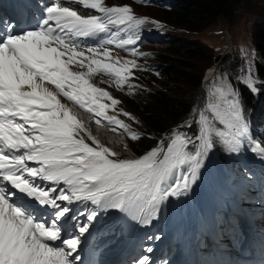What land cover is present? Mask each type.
Returning <instances> with one entry per match:
<instances>
[{
	"label": "snow or ice",
	"instance_id": "snow-or-ice-1",
	"mask_svg": "<svg viewBox=\"0 0 264 264\" xmlns=\"http://www.w3.org/2000/svg\"><path fill=\"white\" fill-rule=\"evenodd\" d=\"M66 2L99 15L49 3L37 27L20 33L0 17V264H84L81 245L101 212L116 210L141 227L151 226L170 199L190 194L217 143L230 155L246 149L264 160V139L250 134L240 93L231 85L212 93L186 125L190 130L194 123L196 132L174 131L138 158L121 159L95 138V147L86 143L81 121L61 97L138 138L118 114L107 115L119 101L90 80L104 75L117 87L128 84L139 66L115 50L136 52V30L147 20L133 16L129 6H106L103 0ZM97 37L95 46L82 43ZM241 82L252 93L260 90L251 69ZM18 195L51 209V222L15 203ZM73 203L84 208L70 215ZM69 216L65 232L61 221ZM54 241L60 243H49ZM143 250L147 254L133 264H152L153 247Z\"/></svg>",
	"mask_w": 264,
	"mask_h": 264
},
{
	"label": "rangeland",
	"instance_id": "rangeland-1",
	"mask_svg": "<svg viewBox=\"0 0 264 264\" xmlns=\"http://www.w3.org/2000/svg\"><path fill=\"white\" fill-rule=\"evenodd\" d=\"M103 2L106 4V6H134L137 13L142 15H148L151 16L152 18H156L159 22L163 20V17H161V15L164 11L162 10L165 11L171 10V6H170L171 1H168L167 4L163 3V7L159 8L160 10H156L152 8V7H157V5H154L149 2L141 3V1H137V0L136 3H134L133 0H103ZM155 16L160 17V19ZM259 20H260L259 25H263L264 0H243L242 3L237 7L234 16L231 19H226L223 17L219 18L215 23L211 24L206 29L200 32L190 33L182 30L175 31L177 29L173 28L171 26L172 25L171 23H169L168 25L169 27L171 26L170 28L172 31L171 32L172 36L175 35L176 37L180 36V38L197 39L202 43L206 44L209 48H211L213 54L219 56L218 62L210 66H206L205 63L202 62L192 63L193 66L196 67L198 73L202 74V77L204 76V74H206L207 70H209L210 68L222 69L223 62L226 60L228 54H230L231 57L230 60L236 59L235 56L240 57L242 59L240 65V70L242 71V73L240 75L247 76L249 75L248 64L252 63V58H253L252 44L250 43L251 34L254 28L255 21L258 22ZM144 41L146 44L152 45L150 47H152L153 50H156V54L166 53L167 47L164 43H166L167 39L164 43H162L161 39L159 38L152 39L146 37ZM115 51H118L119 55L124 59L127 58V60H135L137 65L140 67L142 61L140 57L137 55V52H129L126 54L125 51H121V50H115ZM152 63L153 65H155L156 60L153 59ZM139 67L135 69L138 70ZM141 67H143V64L141 65ZM74 70L80 71V69H74ZM251 72L253 74L252 75L253 79L256 80L253 71ZM96 77L97 79L90 80V83L103 87L109 93H111L112 96H115L116 98H120L122 101L121 102L119 101L120 102L119 107L124 109L123 106L125 105L126 98L120 97V95H124L123 93L125 92L126 89L129 88L128 87L129 85L138 82L133 78V79H129L128 84L124 85L123 87H117L115 82L110 81L109 77L107 76L97 75ZM140 80L145 86L148 87V89L151 92L157 90L171 96H176V94H179V96H182L183 99H188L189 97L187 96L190 93L193 92L197 93L195 89H188L187 87L174 86L168 83L167 81L161 82L160 83L161 85L158 86L149 81H145L143 78H140ZM201 91H203L202 86L199 89L197 97L201 95ZM105 102L110 103V101H105ZM125 109L127 112L130 111L127 107H125ZM107 115H113V110L109 109ZM119 116L121 117V115ZM136 125L137 124L135 123V126ZM91 144L94 145L92 142ZM126 149L125 151H123V148H114L113 152L118 153L119 157H122L123 159L124 158L134 159L140 157L130 154L129 149H127L129 151V154L125 155L124 153H126ZM240 154L250 159V156L253 153L245 149L242 150ZM210 155L208 156L205 165L201 169L200 178L196 182L195 186L192 188L191 194L189 195L191 196L193 203L196 205L197 209L199 210V214L201 215L203 222L206 225H208L211 228V230L213 226H217V229L220 232V237L217 241L214 240L210 241L209 240L210 238H208L207 236L206 238L204 236L198 237V241L202 245V255L200 259V264H228L229 261L228 255H223L225 253L227 254V252L224 249L225 248L224 246L227 245V247H229L230 250L233 251L234 248L232 247H234L235 244L230 242L229 238L227 237L228 234L224 227L227 221L225 222L223 221L224 219L222 218V211L221 209H219L220 207L219 205H221L220 200L217 197L208 195L207 192L210 187L214 189L219 188L221 190L225 188L229 191L231 184H226L222 181L223 180V177L221 175L222 172L220 169V164L217 159L214 158L211 161V164L209 165ZM240 165L243 168V170H245L246 172V176L249 179L248 182H250L252 186V190L255 189L261 190V188H258L257 185L254 184L256 180L262 181V186L264 189V172L258 170L257 166L250 165L249 162L248 163L242 162ZM235 169H236V160L232 162L231 166L230 165L227 166V170H226L227 176L231 177ZM253 170H255L256 173H252L254 172ZM202 181H203V188L201 190ZM92 207L94 206H90V208ZM102 213L103 212H101L100 215ZM118 216L122 219V221L120 220H118L117 222L115 221L116 217L118 218ZM65 220H68V217H66ZM166 220H167V203L163 206L161 210L160 218L158 220L153 221L155 223H158L156 227L153 222L149 227H141L138 223L132 221L125 214H121L116 210H110L108 212H104L101 221L96 226L95 234L91 235L89 241L91 247H96L99 251L98 264H109L110 260H112L115 257L116 253L123 250V248H124V252L129 254V256L124 254L122 263L133 264L134 259L140 257L141 255L147 254L143 250L144 245H150L154 249L152 253L148 254L151 257L152 264H161L162 260L164 259H166L169 262V264H174L180 259V256L178 252V246L176 243H172L169 240L163 243L165 239V235L163 234L161 228L162 225L166 222ZM112 221H114L113 224ZM69 223L71 226L72 223L71 220ZM135 223L138 227L135 226ZM124 225L130 228L128 229ZM157 228L160 230V232L157 231L158 230ZM138 229H140L141 233L139 232ZM134 231H137L139 234L136 235ZM152 231L154 232V235L149 234ZM158 233H160L162 239L158 241H149L147 239V237L158 235ZM142 235L143 237H141ZM201 237L205 239V243L207 245L203 244L200 241ZM129 250L132 251L129 252ZM243 252L245 253V249L243 250ZM92 258L93 257H91V259Z\"/></svg>",
	"mask_w": 264,
	"mask_h": 264
},
{
	"label": "trees",
	"instance_id": "trees-1",
	"mask_svg": "<svg viewBox=\"0 0 264 264\" xmlns=\"http://www.w3.org/2000/svg\"><path fill=\"white\" fill-rule=\"evenodd\" d=\"M174 1L175 6L172 10H162L164 11L161 15L163 17L162 22L167 25L171 23V26L177 29L175 31L197 33L215 23L219 18L231 19L243 0ZM155 17L160 19L158 16ZM137 19L147 20L146 23L137 28V34L142 36L160 35L165 38L164 42L167 39L166 43L163 42L167 47L166 53L163 54H156V50L150 46H140L145 54L154 55L156 64L153 66L159 69V72L156 73H159L158 75L144 73L141 78L158 86L161 85V82L167 81L174 86L187 87L197 91V93H190L187 96L188 99H183L179 94L171 96L157 90L151 92L148 88L136 96L126 97L123 108L127 107L130 110L128 113L132 114L138 123V127L142 130L141 132H143V135L130 143L134 153L140 155L143 151L147 152L157 146L159 139L163 136L166 139L174 131H191L193 133L197 131V126L194 123L190 130L186 127L188 123L193 122L192 119H188L190 113L198 116V112L194 108L202 95L201 91V95L197 97L201 88L202 74L198 73L192 63L202 62L206 66H210L218 62L219 56L213 54L211 48L197 39L172 36L171 26L159 27L158 20L151 16L142 15ZM259 22L260 20L255 21L250 42L259 92L252 93L241 82L245 76L240 75L242 73L240 70L242 59L240 57L235 56L236 59L230 60L231 57L228 54L221 69L228 73L234 88L240 93L244 116L249 122V128L254 138L257 140L264 139V85L259 84V81H264V24L259 25ZM224 85H230L226 76L217 72L212 73V70H209L204 81L208 103L213 99L211 94L217 92V89ZM175 127L178 128L175 129ZM140 129L136 128L135 130L140 131ZM214 149L222 159L230 155L219 143Z\"/></svg>",
	"mask_w": 264,
	"mask_h": 264
},
{
	"label": "bare ground",
	"instance_id": "bare-ground-1",
	"mask_svg": "<svg viewBox=\"0 0 264 264\" xmlns=\"http://www.w3.org/2000/svg\"><path fill=\"white\" fill-rule=\"evenodd\" d=\"M210 70H212V73L217 72V71H214L212 68H210ZM208 72L206 74H208ZM205 78H204V81H205ZM83 126L86 127V129L91 133H96L97 130L100 129V128L92 127V126H86V125H83ZM108 139L112 140L110 136H108ZM116 142L118 143L120 142L118 138L116 139ZM250 159L264 167V160L259 159L256 154L253 153L250 156ZM200 218L201 217L197 211V208L191 202V200L189 199V196L182 197L178 200L170 199L168 201L167 221L163 225V229L167 237L175 240L176 244H178V247L180 248V251H181L180 259L174 264H186L189 262L190 257L192 255V249L194 245L197 244V241L194 240V237L198 233V228H199L198 222ZM87 244H88V238L84 241L83 245L81 246L82 250L85 251ZM122 251L123 253H120V254L123 255V257H124V254L129 256V254L124 252V248ZM97 254H98V250L96 249L87 250L88 257L89 256L94 257ZM110 264H111V261H110Z\"/></svg>",
	"mask_w": 264,
	"mask_h": 264
}]
</instances>
